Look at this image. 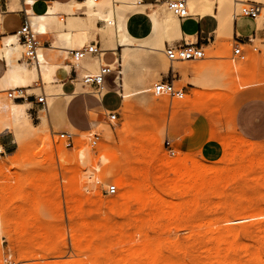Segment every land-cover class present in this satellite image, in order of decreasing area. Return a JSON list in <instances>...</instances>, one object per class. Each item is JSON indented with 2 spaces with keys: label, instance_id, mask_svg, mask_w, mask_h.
Returning a JSON list of instances; mask_svg holds the SVG:
<instances>
[{
  "label": "rangeland",
  "instance_id": "374dc122",
  "mask_svg": "<svg viewBox=\"0 0 264 264\" xmlns=\"http://www.w3.org/2000/svg\"><path fill=\"white\" fill-rule=\"evenodd\" d=\"M240 7L239 5L236 10L231 11L234 20V13H237ZM162 8L167 10L164 5ZM262 28L263 24L257 20V30H262ZM48 36H39V39L44 41ZM213 41L214 38L207 43L208 47H202L205 53L203 60L169 63L163 52L146 55L148 68L144 71V75L147 84L151 87L157 81L170 76L172 70L174 76L178 73L182 75L181 80L175 81L174 85L178 88H184L187 83L186 71L190 69L194 73L193 83L196 88L190 95H184L197 100L194 104L180 103L184 97L180 101L170 100L168 97H155L150 92L145 100L142 97L131 98L129 115H125L120 106V110H117L116 121L110 123L107 120L105 110L93 101V98H97V96L92 93L89 87L78 82V91L83 93L72 107L69 122L67 120L52 121L45 129L34 131L24 140L23 149L20 152H18L17 144H14V149L7 154L8 157L0 159V165H3V170L0 169V264H134L133 262L128 263L131 261L128 253L129 248L138 247V244L134 245V243L139 241L142 244V240L139 239L136 231L137 227L128 216L120 211L119 207L117 208L116 205L110 203L112 198L113 200L118 198V193L121 192L118 184L122 180L123 170L118 163L110 161L112 153L108 152L105 154V162L95 171L97 174L95 177L88 170L89 165L85 163L87 148L83 149L84 162H81L79 157L76 159L78 153L76 142L81 137L78 133L86 132L87 135L97 133L99 135L98 144L95 148L90 146L87 137H83L82 142V146H87L97 155L98 148L102 143L113 145V150L118 149L120 138L116 132L120 131L125 123H129L135 131H142L150 141L151 150H149V154L155 163V166L151 168L150 173L153 177L151 179L155 181L157 176L158 178L161 177L160 183L164 181L162 186L164 184L168 186L175 179L173 173L164 172L166 159H175L180 165H190V161H198L207 166L216 164L221 159L222 155L214 162L203 159L196 153L195 144L188 149L181 147L182 139L193 134L195 122L200 143L206 139L210 140L209 135L214 131L217 134L229 135L231 138L236 137L232 124L234 122V127L242 136L254 144L256 153L260 156L264 155V139L250 138L244 134L238 123L240 111L245 110L249 102L264 101V43L256 40L253 46H240L247 57L245 61L239 62L234 61L231 57L232 47L236 44L233 38L226 41L224 47L218 48L216 54L212 52L215 51L212 45ZM178 42L180 40L168 45L173 46ZM253 47L257 50L254 51ZM118 55L114 57H118ZM110 59L113 60V57ZM69 60L67 59L66 64H70ZM20 62L31 68L23 59L22 51ZM163 62L166 63L167 70L164 69ZM236 68L239 69L237 75L241 73L240 69H243V72L238 76L236 72L234 74L231 72V69L235 70ZM97 69L93 71L95 72ZM130 86L135 88L137 84L130 83ZM43 87L45 94H49L50 91L44 85ZM37 89L39 90L35 94L39 95L41 90L39 87ZM53 93L55 94L56 91ZM158 98H164V101L161 105L154 106L152 101L155 99L159 101ZM2 99L7 103L4 92H0V100ZM200 99L201 101H199ZM208 99L210 103L207 102ZM176 101H178V105H176ZM117 104L118 99L112 95L107 96L104 101V105L107 107H114ZM171 106L177 110L173 116L172 130L168 126ZM29 115L31 124L38 126L40 113L29 111ZM199 116L202 119L197 120ZM178 120L186 124L184 132L172 137ZM91 122L94 123L93 126H90ZM105 128L110 130L112 134L106 136ZM64 131L75 135L73 147H65L57 137V133ZM9 138L13 140L11 134H9ZM166 141L170 142L174 155H170L168 152L165 145ZM11 154H17L16 162ZM10 155L11 157H9ZM158 171L161 173L160 176ZM255 178V175L249 176L248 179L241 178L239 180L232 177L227 178L221 183V187L220 184L217 185V193L213 194L203 190L202 194L190 201L189 208L182 209L180 216L170 218L165 222L159 220L161 228L158 220L150 222V227H148L149 240L153 239L151 240L152 245L153 242L154 244L158 242L155 245L160 246L165 251V255L159 259L160 262L158 261L157 264H161L166 255L169 259L171 257L177 258V260L181 259L182 261L178 260L180 264H249L247 250L257 246L260 247L261 256L264 260V202L258 209L254 210L255 216L252 214L253 211L250 212L251 214L249 213L253 218L240 223L225 222L226 217L228 219L224 212L226 202L238 201L242 197H247L245 199L249 201L264 199V188H261L263 183L258 184L254 180ZM225 182H227L226 186ZM110 184H115L117 187V192L113 195L106 193V188ZM244 187L248 188L243 190ZM92 200H94V204ZM168 200L176 204L172 203L174 208H178L177 204L181 205L182 203V198H177V196ZM72 201L73 205L70 204ZM105 202L107 203L105 204ZM70 205L74 211L77 207L76 213L78 214L76 216H72ZM135 209H137L136 206ZM166 210L167 212L170 211V209ZM74 211L73 214H75ZM137 215L146 217L144 211L137 212ZM83 219L87 223L82 222ZM90 220L92 225H89ZM155 222L157 225L154 224ZM105 223L107 227H105ZM87 224L89 227L92 226L86 233L89 239L83 236L84 243H80L83 241L81 238L83 230L85 229L86 232L88 228ZM75 226L78 227V231L81 230L80 226L83 227V230L80 231L81 234L76 233V230L73 229H76ZM95 227H97L96 230ZM154 227L156 230L153 229ZM240 227L243 229L238 232L229 230ZM93 229L94 235L90 236ZM73 230L76 236L73 235ZM75 237L78 238V241ZM86 239L91 240L89 246ZM118 239L121 240V246L118 245ZM216 239L218 242L213 243ZM129 240L135 241L126 243ZM219 240H222V243ZM85 241L86 246L83 245ZM223 241H225L224 246L227 249L223 245L221 246L224 244ZM226 241L232 245L229 246ZM94 242L95 245L93 246ZM210 243L213 244L210 247L214 248V250L212 248L214 252L219 246L222 247V251L221 249L216 251L221 257L215 255L214 258L210 259L212 255L217 254L213 251L210 252V247L208 251ZM243 244L244 247H242ZM114 245H118L120 250H116L118 246ZM126 245L129 248L124 247ZM98 246L99 248H97ZM107 246H109L108 249ZM87 247L89 248L87 249ZM101 247H106L103 248L104 251L106 249L105 254H108L106 257L105 254L102 255L104 251ZM92 248H97L100 251L96 250V252L94 249L95 254H93ZM124 248L128 252H123ZM225 252L227 254L224 256ZM126 253L127 255H125ZM92 255L98 258L97 263L95 258L92 260ZM104 261L106 263H103ZM132 261L135 262L136 258H132ZM164 263L165 260L162 264Z\"/></svg>",
  "mask_w": 264,
  "mask_h": 264
},
{
  "label": "bare ground",
  "instance_id": "6f19581e",
  "mask_svg": "<svg viewBox=\"0 0 264 264\" xmlns=\"http://www.w3.org/2000/svg\"><path fill=\"white\" fill-rule=\"evenodd\" d=\"M248 1H252L264 6V0H188V8L191 15H215L214 17L217 20V29H215L216 31L214 34V41L212 43L213 48L215 49V51H212L213 53L216 54L217 49L224 47L225 42L232 39L234 36V18L231 14V11L236 10L239 5ZM32 3L33 0H9L7 3V9L8 12L24 11L29 18L33 30L40 36L48 35V33L52 32L60 40H63V42L65 40L67 46H69L70 48L74 46L75 42L79 43V47L84 45V39L87 38L88 34L92 38L95 35H98L103 51H116L118 48H121L118 57H116L113 63H111V68L114 70L111 73V76L114 88L121 97L120 109L124 111L125 115H129L132 97H142L145 100V97L151 91V86L147 84L144 75V71L148 68L146 64V55L149 53L163 52V43L165 40H167L168 42H172L173 40H177L180 38L179 23L176 17H174L169 11L164 10L162 8L163 6L144 5L140 2V0H100L96 3L92 2L91 0H71L70 2L65 4L54 2L48 8L47 12L42 15H36L32 12ZM59 11L69 14V17H67L66 19V23H64V18L61 14H59ZM214 11L216 12V14H214ZM134 13H144L150 19L152 26L151 31L145 38L135 39L127 32L125 28V22L127 21L128 17ZM98 21H105V23L103 25L101 24V27H97ZM1 44L0 58L5 59L4 61H6L7 63V69H5V73L0 78V89L23 88L26 90L27 94H32L36 93L37 90H39L37 89V87L41 89L44 85L45 88L50 91L49 94L41 92L46 95V107L45 109L41 110V113L38 117V119L40 120L38 126L31 124V118L28 112V109H30L29 107H31L30 103H28L27 101L18 103L9 99L6 100V103L5 100H0V135L6 133L11 134L13 137V142L17 144V147L19 149V151L18 149L17 151L20 152L23 149V143L27 137H29L34 131L45 129L49 124L47 109L51 101L56 97L57 93H61L60 88L58 87V90H55L56 85H53V82L56 81L55 78L57 77L56 76L54 78V74L57 71L56 69L63 66V64L56 65L49 63L43 57V47H41L39 50V55L42 59L40 67L28 68L26 65L19 62L22 47L18 42L17 36L15 34L6 36L2 40ZM81 63L77 65V68L81 65ZM98 64L99 63L95 61L87 64V67L90 72H94L93 70L98 68ZM163 67L165 70H167V65L165 62H163ZM63 68L68 69V67L65 65L63 66ZM231 70L232 74L236 72L237 75V72H239V69L237 68L235 70ZM240 72L242 73L243 69H240ZM130 83H136L137 86L135 88H131ZM78 90L79 89L77 88L76 93L79 92ZM53 91H56V93L54 94ZM104 91H106L105 87L103 89V93ZM65 98L69 100L71 96H65ZM99 99L100 98H98L97 100ZM158 99L159 101L157 99L152 101V104L154 106L161 105L162 101H164V98ZM196 101L197 100H195L194 98L184 96V100L180 103L191 105ZM199 101H201V99ZM209 101L210 100L208 99L207 102L210 103ZM176 102V105H178V101ZM148 107H150V105H148ZM176 112V108L172 107L170 118L175 115ZM232 124L234 135H236V137L234 138H231L229 135L217 134L215 133V131L211 132L209 135L210 140H217L220 143L223 151L221 159L217 161L216 164L214 163L210 166H207L202 162L199 163L198 161H190V165H180L175 159H166V162L164 164V172H170L175 175V179L168 186H166L165 184L164 186H162L164 181L162 180L163 182L161 181L162 183H160L161 177L158 178L157 175V179H155V181L151 179L153 177L151 176L152 173L150 172L151 168L155 166V163L152 156L149 154V150H151L150 141H148L147 136L144 135L145 133H143L142 131H135L133 127L129 125V123H125L122 129L116 132L118 137L120 138V145L118 149L113 150V145L102 143L98 148L97 155L94 154L87 146H82L83 137L86 138L89 134L87 135L86 132L78 133L81 137L78 139V142H76V147H78L76 159H78L79 157V160L81 162H84L85 155L83 149L87 148V159L85 163L89 165L88 170L92 172L95 177L97 175L95 171L98 170L99 166L103 162H105V154L108 152L112 153L110 161L118 163L123 170L122 180L118 184V188L121 190V192L120 194L118 193V198H114V200L113 198L112 200L110 199L112 201L110 203H112L114 206L116 205L117 208L119 207L120 211L128 216L130 221L136 225L137 234L139 235V239L142 240V244H140L139 241V243H134V245L138 244V247L136 246L133 248H129V244L124 246L130 249L128 257L129 260L131 258V261H128L127 259L128 263L133 262L134 264H157L159 259L165 255V251L160 246L155 245L158 242H156L155 244L153 242L152 245L151 240L153 239L149 240L150 236L148 233V227H150V222L155 220H158L157 222H159V220L165 222L170 218H176L180 216L182 209L189 208L190 201L196 199L200 194H202L203 190L207 192L210 191L215 194L218 192L217 185L220 184L221 187V183L227 178L232 177L238 180L241 178L248 179V177L251 175H255L256 178L254 180H256L258 184L263 183V185L260 186L261 188H264V155H258L254 148V144L241 136L236 127H234V122ZM105 131L106 136L112 134L110 130L106 128ZM17 154H11L14 156H12V158L15 162L17 159ZM11 155L9 157H11ZM2 166L3 165H0V169H2ZM160 175L161 173L159 174V176ZM226 183L227 182H225V186ZM247 188L248 187H244L243 190H246ZM176 196L177 198H182L181 205L177 204L178 208H174L172 205L173 202L168 200ZM245 198L247 197H242L238 201H230L225 203L224 212L228 216V219L227 217V220L225 219L226 223H240L253 218V216L249 215V213L253 211V214L254 210L258 209L264 202V199L249 201ZM73 201L70 203L71 205H73ZM92 201L94 204V200ZM253 202L256 203L254 204ZM89 203L92 204V202ZM102 203L104 202L102 201ZM106 203L107 202H105V204ZM193 204L194 202L192 203V205ZM71 205L70 208L72 207ZM135 206L137 207V209H135ZM72 208L70 210L72 211V216H76V214H78L76 213L77 207H75L76 211H74V209ZM166 209H170V211L167 212ZM73 211L75 212V214H73ZM139 211H144L146 217L138 216L137 212ZM253 215L255 216V214ZM82 222L87 223L86 221H84V219ZM157 222H155L154 224L157 225ZM89 225H92L91 220ZM75 227L76 229H73L76 230V233L81 234L80 231L83 230V227L80 226V231H78L77 226ZM90 227L88 226L86 232L85 229L83 230L81 238L85 236L84 238L89 239V236H86V233L89 232ZM105 227H107V224ZM155 227L158 228V226ZM155 227L153 229H155ZM159 227L161 228V223ZM96 228L97 227H95V230ZM242 229L243 227H240L238 229L231 228L229 230L238 232ZM74 230L73 235L76 236ZM92 231V233L90 231L91 234L89 233L90 236L94 235V229ZM102 232H104V230ZM84 238H82L83 241H81L80 243H84ZM155 238H157L158 240L160 239L158 237ZM75 239H77L78 241V238L75 237ZM88 239H86V241H88L89 246V242L91 240ZM118 240V245L121 246V240ZM86 241L85 244H83L84 246L87 245ZM129 241H127L126 243H131L135 240L130 242ZM214 242L217 243V239L216 241H213V243ZM219 242L222 243V240H219ZM224 242L225 241H223V243ZM226 243H228V241H226ZM80 245L82 246V244ZM94 245L95 242L93 243V246ZM211 245L213 244H209L208 251ZM222 245L223 247H226L224 246L225 243L221 244V246ZM108 247L109 246H107V249ZM219 247L218 249H221L222 251V247ZM242 247H244V244ZM88 248L89 247H87V249ZM97 248H99V246ZM97 248H92L93 252L94 249L95 251H100ZM101 248L103 249L106 247ZM212 248L213 247H210V252L214 250V248L213 250ZM118 249L120 250L119 246L116 250ZM124 249L126 250V248ZM125 250L123 252H128V250ZM102 251H104V249ZM105 253L106 249L104 253H102V255ZM247 253V258L249 257V264H264V260L261 256L262 252H260V247L257 246L254 249H248ZM93 254H95V252ZM97 254L99 255V253ZM208 254L211 255L210 253ZM225 254H227V252L224 253V256ZM106 255L108 254H105V257ZM125 255H127V253ZM215 255L218 256L219 253L212 255L210 259L214 258L213 256ZM219 256L221 257V255ZM93 258H95V261L97 263L98 258L92 255V260H94ZM132 258H136V261H132ZM222 258L223 260H225L223 256ZM216 259L218 261L217 257ZM164 260V264H180L178 263V260L181 259L177 260V258L172 257L169 259L168 255H166V257L163 259V262ZM100 261L102 262V260ZM92 262L94 263V261ZM103 263L106 262L104 261Z\"/></svg>",
  "mask_w": 264,
  "mask_h": 264
},
{
  "label": "crops",
  "instance_id": "0c3cea01",
  "mask_svg": "<svg viewBox=\"0 0 264 264\" xmlns=\"http://www.w3.org/2000/svg\"><path fill=\"white\" fill-rule=\"evenodd\" d=\"M9 0H0V46L2 45V40L8 36L13 35L15 32L21 27L23 20H24V12H8L7 9V3ZM71 0H33L32 3V12L36 15H42L47 12L48 8L52 5V3L56 2L59 4H65L70 2ZM140 2L144 5H151V6H163L162 0H140ZM162 4V5H161ZM63 18L64 23H66L67 17H69V14L64 13L62 11H59ZM214 14L216 12L214 11ZM215 15H204V16H194L184 19V20H178L179 23V29H180V38L174 41L180 40L178 42L181 44L183 41H193L198 43L201 47L208 46L207 43L211 42V39L214 38L215 29H217V20L214 17ZM99 22V21H98ZM97 22V27H101L102 25ZM99 25V26H98ZM151 22L150 19L147 17L144 13H134L131 14L127 21L125 22V28L127 32L135 39H142L149 35V32L151 31ZM234 40L235 42L239 43L242 46L250 45L248 42V38L252 39L253 42L256 40H260L264 43V26L262 30H257V24L249 18H236L234 20ZM48 38L44 40L42 46V54L43 57L52 64H63V66H67L68 69H64L63 66L56 69L57 71L54 74V78L56 79L55 82H53V85L55 87V90H58V87L61 90V93H57L56 97L51 101L48 109H47V116H48V122L51 123L52 121H70L72 107L74 106V103L78 101L80 95L83 92H78V82L72 81V78L74 77L73 70L70 66V64H67V59H69L67 55L68 50L77 49L79 48V43L75 42L74 46L70 47L67 46L66 41L60 40L57 36L54 35V33L50 32L48 33ZM57 40V41H56ZM172 41V42H174ZM91 42H96L98 48L102 50V45L99 39L98 35H95L93 38L88 34L87 38L84 39V45L89 44ZM172 42H168L167 40L164 41L163 45L164 47ZM176 43V44H178ZM58 44V45H56ZM175 44V45H176ZM83 46V45H82ZM61 47V48H60ZM72 48V49H71ZM103 51V50H102ZM119 51H121V48H118L116 52L112 50H104L102 52V56L100 57V60L103 63L111 64L113 63L114 59L117 54H119ZM110 57H113V60L110 59ZM5 59L0 58V78L5 73L6 67V61ZM98 60L94 57H87L84 59L81 63V65L76 69L77 77L79 79L81 73L89 71L87 64L95 62ZM20 62V59H19ZM22 63V62H20ZM99 65V64H98ZM186 87L182 88L184 95L185 94H191L192 91L196 88V85L193 83L194 80V73L188 69L186 71ZM109 76V77H108ZM106 77V83L104 84V87L106 88V91H104V94L101 99L97 100L96 98H93V101L96 102L99 106L102 107L105 111H117L121 106V100H119L121 97L117 93L116 89L114 88L113 82H112V76L111 73ZM181 74H175L171 70V75L166 77L173 81H180L181 80ZM176 77V79H174ZM73 84L75 85V91L73 88ZM43 89V90H42ZM7 89H1L0 92L6 91ZM9 90V89H8ZM40 93L44 92V87L40 89ZM33 95L35 93H32ZM36 95V94H35ZM112 95L115 98L118 99V104L114 107H107L104 105V101L107 96ZM65 96H71L69 100L65 98ZM24 101H18V103H22ZM28 103H30L28 109L29 111L33 112H39L41 113L40 105H37L33 98H30L27 100ZM174 116V115H173ZM173 116L170 118L169 122V128L172 130L173 127ZM202 119L201 116L198 117ZM196 120V121H197ZM238 123L240 125V128L250 138H259L264 139V101H251L246 105L245 110L240 111L238 115ZM196 124V122H195ZM194 124V132L191 136L186 137L182 139L181 141V147L183 149H188L191 145L195 144V150L198 155H200L203 159L214 162L217 161L221 155H222V147L220 143L217 140H209L206 139L203 142H199V133L197 132V129ZM94 123L91 122L90 126H93ZM185 123H181V120L176 121V127L174 130V133L172 134V137H176L178 134L183 133ZM235 125V124H234ZM237 129V128H236ZM239 132V131H238ZM239 134L242 136V134L239 132ZM0 143L7 147L9 149V153L14 149V142L11 138H9V133H6L5 135H2L0 137ZM101 165L99 166V168Z\"/></svg>",
  "mask_w": 264,
  "mask_h": 264
},
{
  "label": "built area",
  "instance_id": "2783aa9c",
  "mask_svg": "<svg viewBox=\"0 0 264 264\" xmlns=\"http://www.w3.org/2000/svg\"><path fill=\"white\" fill-rule=\"evenodd\" d=\"M82 1V0H76ZM96 3L100 0H91ZM163 5L174 17L178 20H184L192 15L189 12L188 0H162ZM237 13H234L236 18H249L252 19L256 24L257 20H260L264 26V6L255 2H245L240 5ZM24 12V11H23ZM99 24H104L105 21H99ZM18 42L22 47V57L27 63V65L35 68H39L42 59L39 55V50L44 41L39 39V34L36 33L29 21L27 14L24 12V20L21 27L15 32ZM234 39V38H233ZM235 42V40H234ZM249 46H253V40L248 38ZM231 50V57L235 61L243 62L246 60L247 54L243 52L240 48L239 43L235 42ZM253 50L257 49L253 47ZM102 50L98 48L96 42H91L89 44L83 45L80 48L72 49L67 51L69 57L70 65L74 73L72 81L80 82L83 86L89 87L92 93L98 98H102L104 84L106 83V77L112 73L114 70L111 68V64L103 63L100 60L102 56ZM260 52V51H258ZM163 54L169 63L177 61H198L205 58V53L203 48L196 42L183 41L181 44H176L173 46L166 45L163 50ZM87 57H94L98 60V69L89 73L82 72L79 79L77 77L76 69L77 65L81 63ZM39 84V82H38ZM75 91V85L73 84ZM6 98L12 101H27L33 98L37 105H40V109H45L46 107V95L40 93L39 95L27 94L26 90L23 88L9 89L3 91ZM151 94L155 97H168L170 100H181L184 97V92L182 88H178L174 85L173 81L165 78L157 81L151 87ZM107 120L113 123L117 119V111H105ZM57 137L62 141L65 147H73L75 142V135L73 133L64 131L57 133ZM88 142L92 148H95L98 144L99 135L97 133H89ZM165 145L168 149L170 155H174V151L171 148L170 142L166 141ZM9 149L0 143V159L7 157ZM117 192V187L115 184H110L106 188V193L113 195Z\"/></svg>",
  "mask_w": 264,
  "mask_h": 264
}]
</instances>
